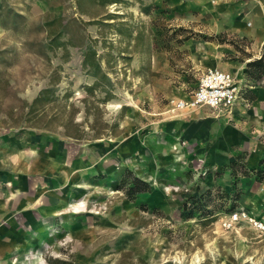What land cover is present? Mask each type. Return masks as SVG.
I'll list each match as a JSON object with an SVG mask.
<instances>
[{"label": "rangeland", "instance_id": "rangeland-1", "mask_svg": "<svg viewBox=\"0 0 264 264\" xmlns=\"http://www.w3.org/2000/svg\"><path fill=\"white\" fill-rule=\"evenodd\" d=\"M256 59L264 0H0V200L26 203L0 264H264V227L226 223L264 224ZM209 68L247 101L177 107Z\"/></svg>", "mask_w": 264, "mask_h": 264}, {"label": "built area", "instance_id": "built-area-1", "mask_svg": "<svg viewBox=\"0 0 264 264\" xmlns=\"http://www.w3.org/2000/svg\"><path fill=\"white\" fill-rule=\"evenodd\" d=\"M246 86L238 82L232 73L217 69H207L198 79L190 94L178 100L177 107L187 109L205 108L212 111H229L240 101H245ZM247 221L260 230L264 224L247 211L237 210L229 214L226 223Z\"/></svg>", "mask_w": 264, "mask_h": 264}, {"label": "crops", "instance_id": "crops-1", "mask_svg": "<svg viewBox=\"0 0 264 264\" xmlns=\"http://www.w3.org/2000/svg\"><path fill=\"white\" fill-rule=\"evenodd\" d=\"M247 90H246V93H247ZM246 93H245V95H246ZM246 101H247V98H246ZM5 150H6V145H0V197L5 193L4 192V185L5 186L10 185L9 182L6 183V181H8V179H9V176H8L7 172H5V170H6V168L9 167V163H8V158H6L5 154H4ZM19 156L20 155L17 154L16 158H19ZM28 156H35L34 151L29 153ZM10 159H12V157H10ZM17 184H18V182H17ZM11 202H15L14 205ZM25 204H26L25 203V193H24L23 187L21 186V188H19L17 185L15 188L10 189V191L6 195V200H0V212L1 211H7L6 209H12L11 213L0 214V216L3 219H5L3 224L6 223L7 225H10V221L7 220L9 218V216H11V214L15 210L21 211L22 207H24ZM0 228H2L1 223H0ZM0 232L3 233V230L0 229ZM0 237H2V236H0ZM1 245H3L2 248H5V246L8 245V240L0 238V247H1Z\"/></svg>", "mask_w": 264, "mask_h": 264}, {"label": "trees", "instance_id": "trees-1", "mask_svg": "<svg viewBox=\"0 0 264 264\" xmlns=\"http://www.w3.org/2000/svg\"><path fill=\"white\" fill-rule=\"evenodd\" d=\"M252 65H254L255 67H257L260 71V73L262 74L264 72V69L261 68V65H262V61L261 59H256L253 61ZM141 184L144 185V183L142 181H140Z\"/></svg>", "mask_w": 264, "mask_h": 264}]
</instances>
